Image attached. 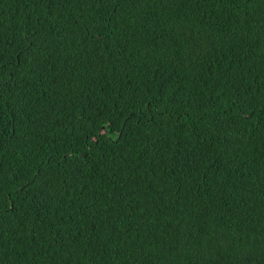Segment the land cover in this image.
<instances>
[{
    "label": "trees",
    "instance_id": "trees-1",
    "mask_svg": "<svg viewBox=\"0 0 264 264\" xmlns=\"http://www.w3.org/2000/svg\"><path fill=\"white\" fill-rule=\"evenodd\" d=\"M0 264H264V0H0Z\"/></svg>",
    "mask_w": 264,
    "mask_h": 264
}]
</instances>
